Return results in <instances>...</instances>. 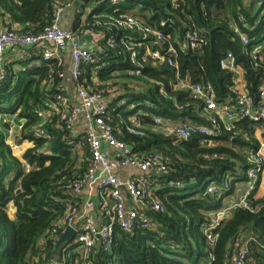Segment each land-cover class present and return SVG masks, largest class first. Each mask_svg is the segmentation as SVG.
<instances>
[{
  "label": "trees",
  "instance_id": "16d2710c",
  "mask_svg": "<svg viewBox=\"0 0 264 264\" xmlns=\"http://www.w3.org/2000/svg\"><path fill=\"white\" fill-rule=\"evenodd\" d=\"M111 1L94 0L91 4L96 5L76 10L71 29L80 35L90 29L102 39L91 50L99 64L84 65L74 85L101 93L107 101L108 123L130 148L116 160L159 158L166 171L153 173L157 182L153 184L150 178L146 204L159 200L165 212H145L143 218L152 230L141 222L132 231L116 226L111 251L105 253L98 245L88 260L75 240L57 249L68 206L80 210V198L73 189L88 174L92 152L85 136L72 135L61 114L49 107L59 96L71 98L62 77L68 71L67 50L61 58L43 62L39 49H23L31 60L16 75L7 65L8 78L0 87V264H232L240 238L248 243L251 264H259L264 261V199L254 195L252 210L232 211L213 231L214 242L209 241L205 228L223 209L224 197L233 192L212 196L208 188L215 185L223 190L227 183L233 187L255 168L264 123L239 120L230 132L219 124L220 136L212 141L199 135L182 139L170 133L169 123L215 129L204 113V103L181 84L210 86L219 104L233 103L237 98L235 74L220 67L228 55L236 58L249 96L259 104L264 90V48H260L264 44V0H118L115 5ZM75 3L0 0V16L7 20V31L39 35L52 24L59 8L67 11ZM124 16L135 18L136 27H118ZM193 32L205 42L183 52ZM243 38L249 40L248 45ZM157 52L163 61L154 59ZM169 59L174 62L169 66L173 71H162ZM36 60L40 66L31 72L27 66ZM40 112L48 116L41 118ZM6 118H14L18 125L26 121L22 138L35 146L25 152L23 160L37 170L27 173L15 157L7 143L11 125L4 122ZM37 129L45 130L51 139H34ZM10 205L16 210L14 218L9 215Z\"/></svg>",
  "mask_w": 264,
  "mask_h": 264
},
{
  "label": "built area",
  "instance_id": "2783aa9c",
  "mask_svg": "<svg viewBox=\"0 0 264 264\" xmlns=\"http://www.w3.org/2000/svg\"><path fill=\"white\" fill-rule=\"evenodd\" d=\"M117 3L118 0L111 1L113 5ZM91 11L92 9L90 8L88 13ZM64 12L63 8H59L52 24L39 35H22L7 30L0 32V87L8 78L5 52L8 48L12 47L20 49L37 48L40 50L43 62H48L54 58H61V53L69 50V56L72 62L69 77L75 85L79 83L80 77L83 74L82 69L84 65L99 64V61L91 50L99 44L102 35L90 29H87L80 35L72 29L64 28L62 26ZM136 25V19L131 16L121 17L118 21V27L133 29ZM146 33H149V31L147 30ZM156 35L159 40L162 39L161 35ZM199 35L198 32L188 34L186 43L182 47L183 52L195 50L202 46L205 40ZM82 39L90 40L92 47L90 49L84 48ZM243 42L245 45H248L249 40L243 38ZM111 45L113 46V44ZM171 51L174 52L173 49ZM153 57L154 59L163 61L158 52L154 53ZM167 64L174 66L172 59H169ZM220 67L222 70L231 71L235 74L236 101L227 105L219 104L210 86L202 87L181 84V87L189 89L196 99L204 103V113L208 116L215 129L211 130L207 127L179 123V125L170 130L171 134L186 140H189L195 135H199L208 141H212L220 136L216 131L219 124H223L224 129L230 132L233 129V124L239 120L264 123V90L261 91L260 102L256 106L249 96L247 84L243 79V72L237 66L236 58L228 55L220 61ZM62 77L66 78V75H62ZM76 89L77 101L73 102L72 98L67 96H59L58 102L49 107L58 114H61V119L65 123L66 129L71 131L72 134L74 133L75 126L81 119L89 123L84 140L87 141L92 152V166L88 174L75 184L73 194L79 198L84 190L88 189L92 192V195H97L99 197L97 204L94 201H90L86 203L85 207L88 212H93L98 207L104 213L102 215L106 216L109 221H104L99 225L93 217H88L81 222L79 208L69 205L67 213L61 223L64 232L68 227H73L77 230L75 243L78 245V250L83 254V258L88 260L98 245L101 246L105 253L111 251L115 244L116 226L124 231H132L141 222L145 224V228L147 229L152 230L154 228L146 218H143V215L148 210L164 213L165 207L159 200L152 202V205L146 204V200L151 195L149 189L150 178L155 171H158V174L165 173L166 168L157 157H150L142 162L128 158L121 161L116 160L118 157L125 156L130 149L117 138L113 127L108 123L107 117L109 112L107 101L101 93L93 94L84 88ZM39 116L45 118L48 114L40 112ZM160 121V119H155L157 124ZM4 122L11 125L7 135V143L13 152H17L21 147L12 141L16 136L17 130L22 131L23 120L21 121V125H18L15 119L9 120L6 118ZM33 138L50 140L51 136L45 130L37 129L34 131ZM24 142L33 143L32 140L27 139ZM104 146L113 150L114 159L105 153ZM263 147L264 143L262 141L257 157L253 161L255 168L247 173L250 180L248 190L237 204L218 211L214 215L211 223L206 226L205 234L209 241L214 242L213 231L220 227L221 222L228 218L232 211L237 208L252 210L250 199L255 195L259 182V174L264 170ZM123 167L137 169L140 174L125 182L117 176V172ZM156 182L155 180L154 183ZM175 185L174 183H170V186ZM229 189L230 184L227 183L223 190L213 185L208 188L207 192L212 196H221L224 191ZM142 207L145 209L143 213L139 211V208ZM235 248L236 253L232 259V264H251L247 241L240 238L236 242Z\"/></svg>",
  "mask_w": 264,
  "mask_h": 264
},
{
  "label": "crops",
  "instance_id": "0c3cea01",
  "mask_svg": "<svg viewBox=\"0 0 264 264\" xmlns=\"http://www.w3.org/2000/svg\"><path fill=\"white\" fill-rule=\"evenodd\" d=\"M93 7L94 6H91L89 8L92 9ZM257 8L260 10V8H262V4L259 3ZM76 10H78V9L75 6L74 8H70L64 12L63 17H62V26L64 28L71 29V27L74 24V20L76 18ZM6 21L7 20L5 18L0 16V32L4 31L7 28V26L5 25ZM91 43L92 42L88 39H82V44H83L84 48L90 49L92 47ZM260 48H264V44ZM64 58H65L67 66H68V69H67L68 71H67L66 80L64 82V86L68 90V92H69V94H70V96L74 102V101H77V98H76L77 89L69 77L70 66L72 63L71 58L69 56V50H67V54L65 53ZM5 60L7 62V65L9 66V68L12 71H14V74L16 75V74L20 73L22 71V69L23 70L25 69L23 63L27 62L28 60H31V58L28 56V54L25 51H23V49L12 47V48H8L7 51L5 52ZM38 66H40V60L39 61L36 60V61L30 63L29 66H27V68L31 72H33L34 69L37 68ZM0 72H1V66H0ZM8 119L13 120L14 118H8ZM179 123L180 122H174L172 124L169 123V125H170L169 127L172 129L175 126L179 125ZM88 127H89V123L86 122L84 119H81L78 122V124L75 126L73 134L75 136H78V137L79 136L84 137L86 135V131H87ZM260 134H259V138L261 136ZM24 140L25 139H23L22 135H21V130H17L16 136L14 137V140L12 142L15 144H19L21 148L19 149V151L13 152V153H14L15 157H17L20 161H22V163L25 166V171L28 173V172L37 170L38 167L36 165H29L25 160H23V155L25 154V152L28 149L34 148V146H35L34 143L24 142ZM262 141L264 143V139ZM104 151L110 158H113V159L115 158L113 150H111L107 146H104ZM262 154L264 156V147L262 148ZM139 174H140L139 170L134 169V168H128V167L120 168V170L117 172V176L125 182H127L132 177H135ZM246 175L247 174H245V176H243V178L240 180V182L235 184L233 187L229 183L230 189L226 190L224 192H227L226 194H228L229 193L228 191H230L232 189H233V192L231 194L225 196L224 199L222 200L223 209L230 208L232 205L237 204L240 201V199L242 198V196L244 195V193L248 190L249 185H250V180L248 177H246ZM153 177H154V175H152V178ZM154 181H155V178L152 179L153 184H155ZM79 198H80V203H81V207H80L81 219H80V221L82 222L83 220H85L88 217H93L99 225L102 224L105 220H104L102 212L99 210V208L96 207L93 212H88V210L85 207L86 203L90 202V201H94V203L97 204L99 197L95 194L92 195V192H90L88 189H85ZM255 198L259 199V200L264 199V170L259 174V183L257 186V190L255 192ZM139 211L141 213H143L145 211V209L142 207V208H139ZM15 212H16V210L13 207V205H10L9 215L11 218H14ZM259 264H264V261L260 262Z\"/></svg>",
  "mask_w": 264,
  "mask_h": 264
},
{
  "label": "water",
  "instance_id": "95a60500",
  "mask_svg": "<svg viewBox=\"0 0 264 264\" xmlns=\"http://www.w3.org/2000/svg\"><path fill=\"white\" fill-rule=\"evenodd\" d=\"M94 0H76L75 6L77 9H82L83 6L90 5ZM162 71H173L171 67H169L168 64L164 65L162 68ZM23 123H26L25 120H23ZM74 135V134H72ZM130 149V148H129ZM151 217V215H150ZM77 230L73 227H68L66 231L63 233V235L60 237L57 243V249H60L62 246L69 244L73 242L76 238Z\"/></svg>",
  "mask_w": 264,
  "mask_h": 264
},
{
  "label": "rangeland",
  "instance_id": "374dc122",
  "mask_svg": "<svg viewBox=\"0 0 264 264\" xmlns=\"http://www.w3.org/2000/svg\"><path fill=\"white\" fill-rule=\"evenodd\" d=\"M90 5H96V4H90Z\"/></svg>",
  "mask_w": 264,
  "mask_h": 264
}]
</instances>
